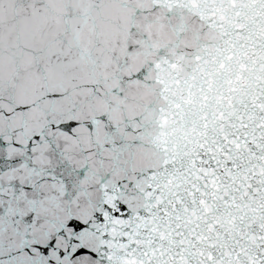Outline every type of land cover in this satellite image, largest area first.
Segmentation results:
<instances>
[{
	"label": "snow or ice",
	"instance_id": "1",
	"mask_svg": "<svg viewBox=\"0 0 264 264\" xmlns=\"http://www.w3.org/2000/svg\"><path fill=\"white\" fill-rule=\"evenodd\" d=\"M0 264H264V0H0Z\"/></svg>",
	"mask_w": 264,
	"mask_h": 264
}]
</instances>
